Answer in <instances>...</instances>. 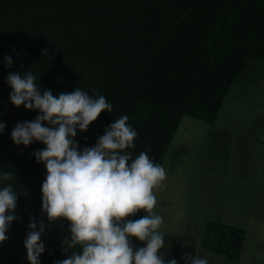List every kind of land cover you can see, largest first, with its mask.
Returning <instances> with one entry per match:
<instances>
[{"label":"trees","instance_id":"16d2710c","mask_svg":"<svg viewBox=\"0 0 264 264\" xmlns=\"http://www.w3.org/2000/svg\"><path fill=\"white\" fill-rule=\"evenodd\" d=\"M260 66L264 0H0V168L16 173L0 188L11 184L19 196V219L0 244V264H29L30 218L45 224L41 264L67 258L61 239L70 238L67 220L49 225L42 211L47 172L33 153L45 145L12 142L14 127L39 112L12 105L9 73L31 68L41 92L54 96L77 88L105 96L113 111L101 113L86 132L77 129L78 150L94 146L108 125L127 115L137 132L133 158L151 146L148 155L161 165L183 118L215 123L233 86ZM245 242L244 229L207 220L199 244L236 263Z\"/></svg>","mask_w":264,"mask_h":264},{"label":"clouds","instance_id":"9594fccd","mask_svg":"<svg viewBox=\"0 0 264 264\" xmlns=\"http://www.w3.org/2000/svg\"><path fill=\"white\" fill-rule=\"evenodd\" d=\"M5 63L11 68L12 58L5 57ZM30 69L9 73L6 82L12 89V105H23L39 115L18 123L11 139L17 146L28 147L33 141L45 145L33 153L47 172L41 186L42 211L49 225L61 219L70 225V238L61 239L67 258L56 264H178L174 258L165 260V237L159 231L163 217L154 211V190L162 186L167 173L148 155L151 146L133 158L130 150L135 148L137 132L123 115L104 129L94 146L78 150L77 129L86 132L101 113H111L113 106L105 96L94 98L80 88L58 96L51 90L41 92ZM4 129L0 122V134ZM15 179V171L0 168V181ZM18 197L11 184L0 188V244L19 219L14 215ZM140 212L145 214L133 219ZM28 228L24 241L28 262L41 264L45 224L37 225L30 218ZM134 240L144 246L135 247ZM70 249L79 250L68 254ZM182 259L185 264H209L207 258L191 253Z\"/></svg>","mask_w":264,"mask_h":264},{"label":"crops","instance_id":"0c3cea01","mask_svg":"<svg viewBox=\"0 0 264 264\" xmlns=\"http://www.w3.org/2000/svg\"><path fill=\"white\" fill-rule=\"evenodd\" d=\"M259 107L264 114V106ZM246 124L248 126L239 129L218 125L216 134L207 130L202 144V161L194 160L187 174H176L173 172L175 167L167 174L164 182L172 184L171 195L161 191L163 185L155 189L157 205L154 211L171 222L168 224L169 232H162L166 240L165 260L174 258L178 264H185L183 255L191 253L207 258L209 264H243L249 236L251 248L246 264L264 263V128L260 129L261 134L253 135L250 133L251 124ZM212 149H215V156L211 155ZM178 181L187 185L186 191L178 189ZM184 194H187L186 198ZM207 220L246 231L245 248L238 262H230L200 248ZM161 227L160 231L165 229L163 225Z\"/></svg>","mask_w":264,"mask_h":264},{"label":"rangeland","instance_id":"374dc122","mask_svg":"<svg viewBox=\"0 0 264 264\" xmlns=\"http://www.w3.org/2000/svg\"><path fill=\"white\" fill-rule=\"evenodd\" d=\"M259 105L264 106L263 66L258 67L257 70H251L249 74L244 76L237 82L235 86H233L230 96L227 98V101L224 105L223 112L221 113L220 118H218V120L216 121L215 125H210L208 123L200 122L188 117L183 118L178 128V132L173 138L174 141L173 143H171L170 148L167 152L165 162L163 163V167L165 168L166 173H171L173 171V168L175 167L176 170L173 172H175L176 174H187L186 172H189V170L191 169V164L194 160L197 159L202 161V154L204 149H202V144L207 130L210 129L211 131L209 132L212 133L213 131L214 134H216L219 130L217 128L219 127L218 125H224L226 127H234L233 129H239L244 126H248L246 124L248 122L249 124H251V134H261L260 129L264 128V114L263 112H261L262 110ZM263 131L264 130H262V134ZM262 136L264 139V134ZM210 137H213V134ZM213 150L215 149L211 150V155L215 156V152ZM178 184L179 190L186 191V184L180 181H178ZM162 185L163 186L161 191H166L168 195H171L173 192L171 190L172 184L162 182ZM183 197L186 198L187 194H184ZM182 201L184 202L185 200L183 199ZM169 221L170 220L165 221L163 218L162 225L165 227V229L163 228L162 231H160L161 229H159L160 232H169L170 228H168V224H171V222ZM196 231L197 229L194 232ZM249 242L250 241L248 236V246L246 248V253L242 257L243 264H246L249 258V252L251 248Z\"/></svg>","mask_w":264,"mask_h":264}]
</instances>
